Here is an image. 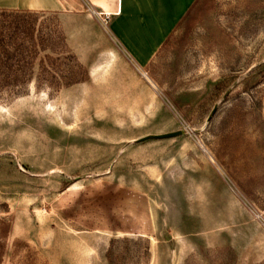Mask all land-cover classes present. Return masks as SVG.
<instances>
[{
	"label": "rangeland",
	"instance_id": "1",
	"mask_svg": "<svg viewBox=\"0 0 264 264\" xmlns=\"http://www.w3.org/2000/svg\"><path fill=\"white\" fill-rule=\"evenodd\" d=\"M55 1L0 9V264H264V0Z\"/></svg>",
	"mask_w": 264,
	"mask_h": 264
},
{
	"label": "crops",
	"instance_id": "2",
	"mask_svg": "<svg viewBox=\"0 0 264 264\" xmlns=\"http://www.w3.org/2000/svg\"><path fill=\"white\" fill-rule=\"evenodd\" d=\"M103 12L113 14L115 30L126 29L130 18L149 38L163 41L180 22L194 0H91ZM55 0H0V9L47 11Z\"/></svg>",
	"mask_w": 264,
	"mask_h": 264
},
{
	"label": "trees",
	"instance_id": "3",
	"mask_svg": "<svg viewBox=\"0 0 264 264\" xmlns=\"http://www.w3.org/2000/svg\"><path fill=\"white\" fill-rule=\"evenodd\" d=\"M10 221L7 216L0 215V262L1 255H3L4 248L6 247V238L10 230Z\"/></svg>",
	"mask_w": 264,
	"mask_h": 264
},
{
	"label": "water",
	"instance_id": "4",
	"mask_svg": "<svg viewBox=\"0 0 264 264\" xmlns=\"http://www.w3.org/2000/svg\"><path fill=\"white\" fill-rule=\"evenodd\" d=\"M181 131H171V132H164V133H158V134H153V135H146V136H143L142 138H148V137H151V136H156V137H164V136H170V135H175L177 133H180Z\"/></svg>",
	"mask_w": 264,
	"mask_h": 264
}]
</instances>
